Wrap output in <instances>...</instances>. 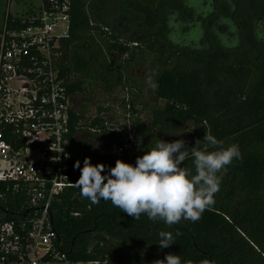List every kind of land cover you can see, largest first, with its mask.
I'll return each mask as SVG.
<instances>
[{
    "label": "trees",
    "instance_id": "1",
    "mask_svg": "<svg viewBox=\"0 0 264 264\" xmlns=\"http://www.w3.org/2000/svg\"><path fill=\"white\" fill-rule=\"evenodd\" d=\"M71 0L69 35L62 40L57 61L69 94L84 105L72 116L69 181L75 183L85 157L93 165L114 167L117 159L135 166L137 157L158 140L188 141V148L215 150L203 142L210 133L227 147L237 144L241 159L222 173L215 204L197 222L181 220L171 227L139 220L114 207L82 198L69 187L53 204L52 225L61 252L75 263L152 264L166 254L181 264H264V0ZM238 11L236 21L230 16ZM253 11L251 15L246 14ZM245 13V14H244ZM126 16L140 38L121 41L117 19ZM109 29V34L102 30ZM121 41V42H120ZM136 43L134 47L129 44ZM132 46V45H131ZM125 77L120 76L119 56ZM152 55L148 72L134 75L132 66ZM140 68V67H139ZM155 70L153 91L144 77ZM122 80L146 88L155 105L134 153L97 156L87 140L73 137L74 124L98 127L110 147L115 138L104 130L103 107L86 117L93 91L110 94ZM122 84V83H121ZM126 84V83H124ZM144 84V85H143ZM133 102V100H131ZM163 102L162 105L156 104ZM133 108V107H132ZM134 112V110L132 109ZM101 116V117H100ZM201 142L196 145V141ZM187 163H191L188 161ZM105 173H102V175ZM173 234V244L160 248L159 233ZM179 231L182 235L177 236Z\"/></svg>",
    "mask_w": 264,
    "mask_h": 264
},
{
    "label": "built area",
    "instance_id": "2",
    "mask_svg": "<svg viewBox=\"0 0 264 264\" xmlns=\"http://www.w3.org/2000/svg\"><path fill=\"white\" fill-rule=\"evenodd\" d=\"M38 1L11 14L8 0L0 31V264H80L66 259L52 225L53 204L74 187L67 173L71 113L80 109L57 67L71 0ZM103 126L115 137L109 153L139 155L131 134L120 139L121 131ZM74 130L73 137L103 135L82 121Z\"/></svg>",
    "mask_w": 264,
    "mask_h": 264
},
{
    "label": "clouds",
    "instance_id": "3",
    "mask_svg": "<svg viewBox=\"0 0 264 264\" xmlns=\"http://www.w3.org/2000/svg\"><path fill=\"white\" fill-rule=\"evenodd\" d=\"M155 75L153 70L146 76V83L153 91L158 87L153 79ZM203 142L215 150L188 148L183 139L173 142L157 139L154 147L136 158L135 166L117 159L114 167L106 168L100 163L93 165L90 158L85 157L83 167L80 161L73 165L74 169H79L80 176L72 185L91 204L110 201L136 220L144 215L154 223L162 221L169 227L181 220L197 222L203 212L215 204L222 173H226L233 160L241 159L237 144L224 147L210 131L204 134ZM93 147L98 148V143ZM60 151L63 152V148ZM176 235L182 233L177 231ZM159 238L158 246L162 249L173 244L171 232L161 231ZM152 264H181V258L169 253ZM200 264L211 262L203 260Z\"/></svg>",
    "mask_w": 264,
    "mask_h": 264
},
{
    "label": "rangeland",
    "instance_id": "4",
    "mask_svg": "<svg viewBox=\"0 0 264 264\" xmlns=\"http://www.w3.org/2000/svg\"><path fill=\"white\" fill-rule=\"evenodd\" d=\"M31 2H33L34 4L39 3L38 0H21L16 1L14 3L12 0V5L10 6L8 11L11 14L20 12L24 8V5H26L25 9H28V5H30ZM257 2L262 3L263 1L257 0ZM7 4L8 0H0V31L3 27L4 15L7 11ZM237 12L238 11L230 15L235 21L238 14ZM252 12L253 11H248L246 14L251 15ZM118 17L119 18L116 20L118 23V27L124 33L120 39L121 41L125 42V39L130 37H133L135 39L140 38V35L137 34L135 31L137 27L135 24H133L126 16L122 18L120 16ZM129 45L130 47H134L131 46L132 44ZM113 54L117 57L119 56L120 67L116 66V68L120 69V76L125 77L126 71L124 68L126 67V65L124 61L128 59L127 54H123L121 56L119 54ZM152 57V55L148 56V60H146L142 65H136V67L132 66L130 69L133 70L134 75H139V73L141 74L142 72L143 75L146 74L148 72L147 66H149L150 59ZM144 81L146 82V76L144 77ZM100 89V87H97L93 91V104H91L92 102H90V104H85V106H87L88 108V113L86 114V117H89L92 120L94 117L99 115L97 114L98 107H103L104 112H102V118L107 123V127L114 129V133H118L116 131H121V133L117 136L120 139H122L124 136L128 137V135L131 134V136L133 137V139L136 140L135 142L138 145V142L140 143L141 139H137V137L144 133V131L146 130L149 123L151 109L155 105V102L151 99V93L149 92V90L145 87L140 90H137L134 85H131L125 80H122V82H120L118 86L112 92H110V94L103 93L99 91ZM131 100H133V102ZM77 101L78 105H81V103L83 102L82 96L77 95L76 102ZM156 104L162 105L163 102H157ZM83 105L84 104H82V106ZM78 107L79 109L82 108L80 106ZM132 109L134 110V112L132 111ZM184 141L185 143L188 142L186 140ZM92 149L95 150L96 148L93 147ZM92 149L91 151H93ZM101 152H99V154H101Z\"/></svg>",
    "mask_w": 264,
    "mask_h": 264
},
{
    "label": "flooded vegetation",
    "instance_id": "5",
    "mask_svg": "<svg viewBox=\"0 0 264 264\" xmlns=\"http://www.w3.org/2000/svg\"><path fill=\"white\" fill-rule=\"evenodd\" d=\"M76 97H77V95H76ZM82 104H84V101L81 103V105H78V101L76 102V106L82 107ZM96 139H98L97 142H96ZM86 140L90 144L91 149L93 148V145L94 144H97L98 143L99 147L96 148L95 150L92 149L93 150L92 152L95 155H97V156L98 155H103V153H105L106 155H109V149H108V146L106 145L107 142L105 140H103L102 138H100V137H94L92 135H87L86 136ZM99 152H101V154H99Z\"/></svg>",
    "mask_w": 264,
    "mask_h": 264
},
{
    "label": "crops",
    "instance_id": "6",
    "mask_svg": "<svg viewBox=\"0 0 264 264\" xmlns=\"http://www.w3.org/2000/svg\"><path fill=\"white\" fill-rule=\"evenodd\" d=\"M86 136L87 135H82V133H80L77 137V139L79 140H86ZM94 137H98V136H94ZM104 140V139H103ZM98 141V139H96V142ZM104 156H107L105 153H103ZM99 156V155H98Z\"/></svg>",
    "mask_w": 264,
    "mask_h": 264
}]
</instances>
